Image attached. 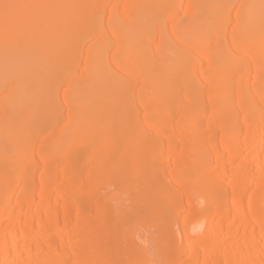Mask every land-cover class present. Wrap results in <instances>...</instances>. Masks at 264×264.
<instances>
[{
  "label": "bare ground",
  "instance_id": "bare-ground-1",
  "mask_svg": "<svg viewBox=\"0 0 264 264\" xmlns=\"http://www.w3.org/2000/svg\"><path fill=\"white\" fill-rule=\"evenodd\" d=\"M106 2L0 0V264H264V0Z\"/></svg>",
  "mask_w": 264,
  "mask_h": 264
},
{
  "label": "rangeland",
  "instance_id": "rangeland-1",
  "mask_svg": "<svg viewBox=\"0 0 264 264\" xmlns=\"http://www.w3.org/2000/svg\"><path fill=\"white\" fill-rule=\"evenodd\" d=\"M109 0H107V2H108ZM117 1V0H116ZM121 0H119V2H120ZM104 2V1H103ZM106 2V3H107ZM232 2V1H231ZM235 2V1H234ZM233 3V2H232ZM110 5H111V3L110 2H108V4L106 5L107 7L109 6L110 7ZM122 8H121V6H120V8H119V10L118 11H116V13H117V15H121L122 14ZM185 11L182 9V11L176 16V18H175V20L173 21V24H177L178 22H180V21H184L185 19L184 18H186L185 17V13H184ZM116 15V14H115ZM183 16V17H182ZM105 17L107 18V15H105ZM105 18V19H106ZM1 24H4L3 22H1ZM105 38H107V37H105ZM105 40V39H104ZM143 40V39H142ZM141 40V42H140V44H138V45H136L135 43H132L131 44V46H130V49H128L129 51H131L132 53L133 52H135V51H137L139 48H141L142 46H143V44L144 43H146L147 41H142ZM147 40H149V39H147ZM107 41L108 42H111L109 39H107ZM91 44L93 43V44H96L97 43V40H96V38H94V39H92V40H90L89 41ZM89 42H88V44H89ZM139 42V41H138ZM144 42V43H143ZM157 42L158 41H156V40H154L153 42L151 41L150 42V40H149V43L146 45V46H149L150 48H155V47H157L156 45H157ZM99 43V42H98ZM151 43V44H150ZM87 44V45H88ZM109 45H111V47H110V49H109V53H108V55L109 56H112L113 54H114V47L112 46V43H109ZM148 47V48H149ZM131 52H129V53H131ZM113 53V54H112ZM136 53V52H135ZM134 54V53H133ZM200 58L202 59L203 58V56L202 55H199V57L197 58V60L195 61V62H197L198 60V64L201 62V60H200ZM192 60V59H191ZM194 60V59H193ZM34 62V61H33ZM41 63V62H40ZM38 64V63H37ZM201 65V64H200ZM149 68V67H148ZM151 68V67H150ZM151 71L153 70V69H150ZM149 71V70H148ZM138 74H139V72H137ZM141 73V72H140ZM38 75H42V73L40 74H38ZM129 76H131V75H129ZM39 77V76H38ZM41 77V76H40ZM131 77H133L134 78V76H131ZM138 80V79H137ZM135 87H134V91L137 93L138 91H139V88L141 89V87H140V83H138V81H137V83H136V85H134ZM2 87H3V85H2ZM62 88H64L63 86H61ZM1 88V87H0ZM0 100L1 101H5V100H7V99H9V93H8V91H6V89H1V91H0ZM64 118H62V119H60V121H59V125L57 124V126H60L62 123H64L65 122V120H63ZM45 129H47L48 130V127L46 128L45 127ZM45 129H43V130H45ZM43 130H42V132H43ZM40 132V131H39ZM39 132H37L36 134L38 135V133ZM44 132H48V131H44ZM43 132V133H44ZM34 144H36V141L34 142ZM110 151H112V152H110ZM109 154H111V153H113L114 151H113V148L111 149V150H109ZM175 155L173 156V155H167V156H163L162 157V159H161V161L160 162H158L157 163V165H147V164H142V163H138V162H136V161H134L133 163H127V166L125 165H123V168H124V170H126L127 172H128V176H127V178L128 179H135L136 177L137 178H139L138 176H140V174L142 175V173H148V171H150L151 169L152 170H154V168L155 169H158V171L159 170H164L166 173L167 172H169V171H171V170H173V166H174V164H175V161H176V159H175ZM177 158V157H176ZM237 164V163H236ZM162 167V168H161ZM164 168V169H163ZM161 170V171H162ZM144 171V172H143ZM155 171V170H154ZM130 179V180H131ZM128 192H129V190H128V188L127 187H125V188H123V200L127 197V195H128ZM166 193L167 194H169V195H174V192L173 191H171V189H170V186L169 185H167L166 186ZM140 226V225H139ZM138 226V231H136L137 232V234H141V233H143V234H145L146 235V232L144 231V230H142V228L141 227H139ZM140 228V229H139ZM137 230V229H136ZM135 232V231H134ZM135 232V233H136ZM148 232V231H147Z\"/></svg>",
  "mask_w": 264,
  "mask_h": 264
},
{
  "label": "clouds",
  "instance_id": "clouds-1",
  "mask_svg": "<svg viewBox=\"0 0 264 264\" xmlns=\"http://www.w3.org/2000/svg\"><path fill=\"white\" fill-rule=\"evenodd\" d=\"M204 203H205V201H204V199L202 197L201 198H198V200H197V205L198 206H201L202 207L204 205ZM193 234L195 235L197 233H193Z\"/></svg>",
  "mask_w": 264,
  "mask_h": 264
}]
</instances>
